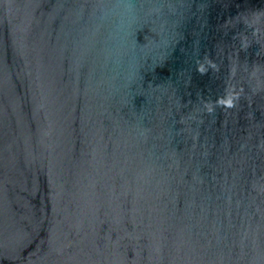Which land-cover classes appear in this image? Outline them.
I'll use <instances>...</instances> for the list:
<instances>
[{
    "label": "water",
    "instance_id": "water-1",
    "mask_svg": "<svg viewBox=\"0 0 264 264\" xmlns=\"http://www.w3.org/2000/svg\"><path fill=\"white\" fill-rule=\"evenodd\" d=\"M0 264H264V0H0Z\"/></svg>",
    "mask_w": 264,
    "mask_h": 264
}]
</instances>
